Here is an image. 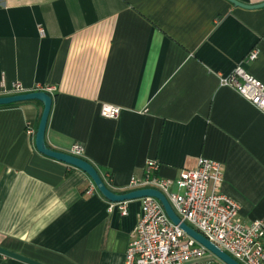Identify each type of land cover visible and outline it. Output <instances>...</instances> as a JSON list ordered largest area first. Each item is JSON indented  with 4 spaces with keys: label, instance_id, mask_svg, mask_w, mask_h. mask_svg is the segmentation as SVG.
<instances>
[{
    "label": "crops",
    "instance_id": "1",
    "mask_svg": "<svg viewBox=\"0 0 264 264\" xmlns=\"http://www.w3.org/2000/svg\"><path fill=\"white\" fill-rule=\"evenodd\" d=\"M253 49L257 58L243 62ZM239 62L264 83V7L0 0V96L14 94V83L21 92L53 88L48 148L81 145L116 193L142 181L149 160L173 182L199 157L218 161L220 192L247 226L264 222V114L219 84ZM105 104L120 108L115 119L101 115ZM41 109L36 100L0 106V247L43 264H125L141 200L88 192L83 171L38 153ZM196 262L224 264L209 252ZM0 264L26 263L0 254Z\"/></svg>",
    "mask_w": 264,
    "mask_h": 264
},
{
    "label": "built area",
    "instance_id": "2",
    "mask_svg": "<svg viewBox=\"0 0 264 264\" xmlns=\"http://www.w3.org/2000/svg\"><path fill=\"white\" fill-rule=\"evenodd\" d=\"M41 33L42 29L38 28ZM258 50H251L243 62L254 61ZM219 84L228 86L264 114V83L237 63L232 70L219 77ZM11 93H20L18 84H12ZM50 96L53 88L43 89ZM120 108L105 104L101 115L115 119ZM71 155L82 158L83 147L75 144ZM158 163L149 160L142 181L131 179L133 189L151 187L160 190L170 202L178 217L241 264H264V222L252 221L245 226L238 218L239 205L222 194L221 164L199 157L192 169L182 170L176 182L156 174ZM93 183L88 192L95 190ZM140 211L131 239L125 251V264H199L208 251L188 236L166 215L161 203L154 197L140 199ZM121 214L126 209L120 206Z\"/></svg>",
    "mask_w": 264,
    "mask_h": 264
},
{
    "label": "water",
    "instance_id": "3",
    "mask_svg": "<svg viewBox=\"0 0 264 264\" xmlns=\"http://www.w3.org/2000/svg\"><path fill=\"white\" fill-rule=\"evenodd\" d=\"M231 4L246 8V9H255L264 7V1L256 4H245L239 2L237 0H227ZM28 100H36L39 101L42 105V109L40 112L38 124L34 133V148L41 155L54 159L59 162H63L67 165L73 166L77 169L83 171L92 181L97 191L108 201L113 203H121L124 201L141 199L143 197L151 196L156 198L162 205L166 215L168 218L176 225L179 226L181 230H183L188 236L193 238L197 243L201 244L203 247L207 249V251L217 257L224 264H241L233 257H231L228 253L220 249L213 242L208 240L205 236L199 233L197 230L186 224L182 221L178 215L173 210L170 202L166 198V196L158 189L151 187H142L131 189L124 193H116L110 190L103 179L100 177L96 168L89 163L87 160L71 155L70 153L56 151L48 148L44 143V129L46 125V120L48 116V112L51 105V96L43 90H35V91H27L14 93L9 95H1L0 96V106L8 105L12 103L28 101ZM0 254L18 261H21L26 264H43L36 260L25 257L16 252L10 251L3 247H0Z\"/></svg>",
    "mask_w": 264,
    "mask_h": 264
},
{
    "label": "trees",
    "instance_id": "4",
    "mask_svg": "<svg viewBox=\"0 0 264 264\" xmlns=\"http://www.w3.org/2000/svg\"><path fill=\"white\" fill-rule=\"evenodd\" d=\"M82 158H83V156H82ZM84 159V158H83ZM104 181V180H103ZM106 184V183H105Z\"/></svg>",
    "mask_w": 264,
    "mask_h": 264
}]
</instances>
